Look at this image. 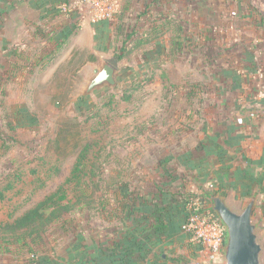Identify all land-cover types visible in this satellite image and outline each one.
<instances>
[{"label":"rangeland","instance_id":"obj_1","mask_svg":"<svg viewBox=\"0 0 264 264\" xmlns=\"http://www.w3.org/2000/svg\"><path fill=\"white\" fill-rule=\"evenodd\" d=\"M162 1L51 0L46 5L55 9L52 13L40 10V23L31 14L25 27L0 29V263L29 262L34 255L40 260L41 254L49 255L59 245L63 248L75 235L112 233L122 226L118 220H109L117 214L115 197L120 187L133 184L132 192H139L134 185L152 191L163 183L167 168L174 187L193 195L184 207V222L189 205L211 206L206 194L224 192L238 210L250 200H233L246 180L221 157L214 161L212 156L194 154L195 162L190 164L195 165L198 157L206 170L178 171L184 166L182 154L204 152L198 150L199 144L208 142L211 116L215 111L222 114L218 102L227 96L219 93L218 80L214 84L204 75L210 62L193 53L201 56L196 44L185 49L193 48L192 55L173 53L178 50L172 43L182 18L175 1L168 3L170 11ZM157 27L161 46L155 40L118 61L121 53L135 46L126 41L127 34L140 29L142 37ZM69 32L67 43L58 49ZM91 51L97 55L96 62L80 68L83 54ZM104 62L118 68V85L84 97L94 71ZM81 98L86 101L80 113ZM75 118L82 124L87 152L81 150L63 160L54 140L62 123ZM80 158L83 168L74 177ZM257 179L250 177L247 184L254 181L257 189ZM191 186L202 189L190 192L195 189ZM56 193L59 207L54 214L48 212L36 226L17 228V219ZM259 201L254 221L264 250V204ZM180 236L182 242L161 244L162 253L169 260L208 264L205 248L183 243L186 235Z\"/></svg>","mask_w":264,"mask_h":264},{"label":"crops","instance_id":"obj_2","mask_svg":"<svg viewBox=\"0 0 264 264\" xmlns=\"http://www.w3.org/2000/svg\"><path fill=\"white\" fill-rule=\"evenodd\" d=\"M174 1L176 7L178 6L187 40L191 38L190 41L198 46L201 56L195 50L193 53L201 60L210 62V67L205 70L208 72L204 75H208L214 84L218 80L219 93L224 92L227 96L218 102L217 110L222 114H216L215 111L211 116L212 122L207 136L208 142L204 144V152H193L192 155L195 154L199 158L212 156L214 161H218V157H221L224 162L228 161V165H234L231 167L233 172L247 173L253 180L257 177L259 179L257 189L252 183V189H256L254 194L258 195L256 213L259 200H263L264 204V89L261 86L262 76L264 77V0H163L162 2L170 11L169 5ZM30 2V0L0 2L2 15H0V29L4 26L25 27L29 23L27 19L32 17L31 14L39 21L40 7ZM7 31L4 30L3 33ZM10 39L12 38H6V41L10 43L12 41ZM7 42L4 44L7 45ZM191 50L184 51V55H192ZM90 53L97 58L94 52ZM212 140L215 141L216 146H219L221 152L213 148L215 144L210 142ZM227 158L228 160H225ZM229 159L234 160L235 163L233 164L232 161L231 164ZM205 170V164H197L194 170L189 166H183L182 170L178 171L198 173ZM162 182L158 186L155 185L154 190L145 191L146 194L151 192L150 196L155 197L157 189L164 190L165 185H170L167 179ZM142 187L145 190L144 186ZM191 188L195 189H191L190 192L202 189L199 186H191ZM221 193L231 207L232 202L229 201V197L224 192ZM249 194V189L238 188L233 200L251 199L254 194L252 196ZM184 210V207H179L175 213V217L178 218L176 226L174 230L167 232L172 238L157 246L147 247L143 253L136 249L126 250L125 243L122 246L115 244L124 241L121 233L123 227L120 226L113 228L112 233L103 235L101 233L105 231L95 232L88 237L75 235L63 248L59 245L51 251V254L40 255V264H174V260L178 264L181 260L194 264L184 258L169 260L161 250L164 246L161 244L171 245L178 240L182 242L180 234L184 235L181 230ZM261 214L264 215V206ZM186 238L188 239L187 235ZM186 238L183 236V240L186 241L183 243L190 242ZM7 262L5 264H34L30 261Z\"/></svg>","mask_w":264,"mask_h":264},{"label":"trees","instance_id":"obj_3","mask_svg":"<svg viewBox=\"0 0 264 264\" xmlns=\"http://www.w3.org/2000/svg\"><path fill=\"white\" fill-rule=\"evenodd\" d=\"M30 1L31 4L39 6L40 10H44L46 13H52L53 9H55L54 6L48 8L46 5V3L51 2V0ZM159 1L161 0H156V2ZM0 2H3V0H0ZM40 2H42V5H40ZM159 29V27L154 28L151 34L146 33L142 37L140 36V29L133 31L131 34H127L126 41H133L135 46L130 50H127L126 53H121L118 56V61L124 59L133 51L138 50L139 48L148 45L151 42H154L155 40L156 46H161L162 43H159L157 41L158 37L162 35V33L159 32ZM177 29L179 31V34L177 35L176 39L173 40L172 45H174L175 48L178 50H175V52L173 51V53L176 55H181L182 52L185 51V49H189L190 45L193 42L190 41L191 38L187 40L185 34V27L182 22L180 25H178ZM70 34L71 32L67 33L62 42L60 44H57V47H59L58 49H61L67 43V39L69 38ZM50 41H53V39L49 37L48 43ZM126 41L124 42L121 52L125 51V47L127 45ZM51 57L52 56H50V58ZM96 60L97 58L95 55L91 54L90 52L88 54L85 53L83 54V58L79 67L82 68L88 62H96ZM153 68V70H155V68L157 67L154 66ZM85 101L86 99L81 98L80 102H78V109L80 113L85 110ZM54 144L55 151L57 152L58 156L63 160L69 158L71 155L81 150L82 152H87V150L85 149L86 146H84L83 129L79 118L68 119L67 121L62 123L61 127L57 132ZM202 149L204 150L205 147L201 143L199 144L198 150L200 151ZM216 149L217 152H221V149L218 145L216 146ZM182 155L183 156L181 157V159L184 162V166H189L192 170L197 168V164L201 163L198 162L200 160L199 158H197L195 165L190 164L191 161H194L191 160V152ZM82 166L83 158H80L73 170L74 177L78 176L81 173V170L83 168ZM165 171L166 174L164 175L163 180L167 179L170 182V185H165L166 187L164 190L161 188L157 189L158 192L156 193L155 197L150 196L151 192L149 194H146V192L143 191L144 189H142L138 185H134L133 188L134 190L139 189V192H132L133 184L132 186L130 184H126L120 187L119 191L116 193L115 199L118 210L115 213L117 214L115 217L111 216L109 220L112 221L115 219L122 223L123 229L121 233L123 235L122 238L125 239V241H121L120 243L116 242V245L122 246V244L125 243L124 247L126 248V250L130 251L136 249L139 252L143 253L147 247L154 245L157 246L159 243H163L165 240L172 238V235H167V232L171 231V229L174 230L176 226L178 218L175 217V213L179 207L186 208L187 204L193 199V195H186L185 193H187V191L182 192L180 190L182 188H175L173 180L170 181V178L166 176L167 174H169L168 171H171V169L167 168L165 169ZM239 174L241 180L242 178L246 180V185L244 187H237V189H249L250 193V191H252V183L254 181H252V183L247 184L249 178L248 174L244 172H239ZM173 175H175L178 180H180L178 172H174ZM163 180H160V182H162ZM175 190H177V192H175ZM57 194L58 193L49 196L45 201L41 202L35 209L27 212L23 217L17 219L15 223V225H17V228H28L36 226L38 223L44 220L45 214H47L48 212L54 214L57 211V208L59 207V203L56 201L58 197ZM103 216L106 217L105 214ZM36 257L37 256L34 255L31 260L29 258L30 263L40 264V260ZM174 264H178V262L174 260Z\"/></svg>","mask_w":264,"mask_h":264},{"label":"water","instance_id":"obj_4","mask_svg":"<svg viewBox=\"0 0 264 264\" xmlns=\"http://www.w3.org/2000/svg\"><path fill=\"white\" fill-rule=\"evenodd\" d=\"M118 85V68L104 62L94 71L84 97L99 88H115ZM210 210L218 217L226 230V242L221 264H263V246L258 235V225L254 222L258 195L254 194L246 206L236 211L229 206L224 195L206 194ZM180 264H189L183 260Z\"/></svg>","mask_w":264,"mask_h":264},{"label":"built area","instance_id":"obj_5","mask_svg":"<svg viewBox=\"0 0 264 264\" xmlns=\"http://www.w3.org/2000/svg\"><path fill=\"white\" fill-rule=\"evenodd\" d=\"M264 89V77L262 76ZM242 122V121H241ZM190 213L182 224L181 230L188 236L191 243L205 248L208 264H221L223 262L226 230L218 217L210 210L197 203L189 205ZM209 209V210H208Z\"/></svg>","mask_w":264,"mask_h":264}]
</instances>
